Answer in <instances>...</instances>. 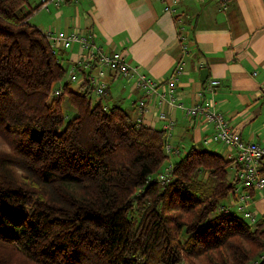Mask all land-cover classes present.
Segmentation results:
<instances>
[{
    "label": "trees",
    "instance_id": "1",
    "mask_svg": "<svg viewBox=\"0 0 264 264\" xmlns=\"http://www.w3.org/2000/svg\"><path fill=\"white\" fill-rule=\"evenodd\" d=\"M38 9L0 0V264H264V212H217L235 160L193 145L153 179L165 131L95 100L87 66L72 81Z\"/></svg>",
    "mask_w": 264,
    "mask_h": 264
},
{
    "label": "crops",
    "instance_id": "2",
    "mask_svg": "<svg viewBox=\"0 0 264 264\" xmlns=\"http://www.w3.org/2000/svg\"><path fill=\"white\" fill-rule=\"evenodd\" d=\"M45 11L53 15L51 30L89 31L100 51H120L153 81L167 80L181 63L173 101L168 94L161 100L160 88L145 96L134 79L110 74L99 97L104 106L118 102L133 120L165 131L170 160L193 145L234 160L227 146L208 140L212 126L191 119L184 109L203 98L212 99L242 140L264 147V0H226L225 7L219 0H69ZM184 34L186 49L179 39ZM64 52L69 68L78 62L90 69L77 45ZM202 69L207 71L203 81ZM212 80L217 84L209 93ZM144 98L147 109L142 112L137 103ZM230 175H236V168ZM236 188L248 195L249 209L256 215L264 212L260 192Z\"/></svg>",
    "mask_w": 264,
    "mask_h": 264
},
{
    "label": "built area",
    "instance_id": "3",
    "mask_svg": "<svg viewBox=\"0 0 264 264\" xmlns=\"http://www.w3.org/2000/svg\"><path fill=\"white\" fill-rule=\"evenodd\" d=\"M68 1L69 0H41L39 8L41 10H49L52 6L60 8ZM225 1L226 0H219L221 7H225ZM45 34L48 35L51 46L56 50L67 49L74 44L78 46L80 53H83L80 58H82L83 61L86 60L84 63L88 64L90 69H93L91 79L94 85L93 92L95 100H99L103 92L104 84L106 83V77L109 74L122 77L129 76L134 79L140 89L143 90L145 96L157 93V88H160L161 100H163V96L167 94L170 96L171 101L176 97V81L182 70L181 63L173 69L167 80L163 82L153 81L141 74L135 66H131L125 61L120 51H111L110 53L100 51L94 44L93 33L89 31L80 29H74L72 31L54 29L45 31ZM179 39L183 49H186V44L184 43L185 34L179 36ZM74 64H78V62ZM69 78L72 81L78 79L72 67L70 68ZM216 84V80L210 81L206 90L210 93L213 89L212 87ZM53 92L58 96L61 93V89L57 88ZM146 100L147 98L138 100L137 107L142 109V112H145L147 109ZM176 105L184 108L181 103H177ZM184 109L191 119H198L203 122V124L206 123L212 126L211 136L208 140L214 143H221L231 150V154L238 165V168H236V176L242 183V187L264 192V173H262L264 166V147H261L258 143L253 141L242 140L240 135L231 128L223 113L215 107L211 98L207 100L203 98L197 104ZM160 116L163 118V114ZM134 121L138 122L139 120L136 119ZM234 192L235 194L238 193L236 187ZM237 197V207L238 210L242 212V217L249 223H253L256 215L253 211L248 210V195L238 193Z\"/></svg>",
    "mask_w": 264,
    "mask_h": 264
},
{
    "label": "rangeland",
    "instance_id": "4",
    "mask_svg": "<svg viewBox=\"0 0 264 264\" xmlns=\"http://www.w3.org/2000/svg\"><path fill=\"white\" fill-rule=\"evenodd\" d=\"M41 2V0H29V6L30 7H35L36 5H38L39 3ZM51 9V7H50ZM51 12V11H50ZM48 11H45V10H41L40 8L33 12V15L31 16L30 18V23L35 25L36 27L38 26H41V29H47L49 28L48 30H51L53 29V27H50L52 24V13H50ZM55 26V25H54ZM39 28V27H38ZM58 28V27H57ZM40 29V30H41ZM42 31V30H41ZM43 33H45V31H42ZM128 105V102H123V106H127ZM140 107V106H139ZM65 108L67 109V105H65ZM139 111H141L142 109L138 108ZM1 144V143H0ZM3 150L5 148V146L3 144H1ZM6 150V149H5ZM164 151L166 154H169L168 152L170 151V149L164 147ZM170 158L165 162L166 164H164V166L162 167V169L157 173L159 174L158 176L155 175L153 177V179H157V181H160V184H163V178L164 179H168L167 177V174H168V169L166 168V165H170ZM230 177V176H229ZM242 183L239 181L238 183H236V186H240ZM261 195H263V198L264 199V192H260ZM237 198L238 197H234L232 200H230V197L229 198H226L225 201H222L221 202V205L219 206L218 211H232L234 212L235 214L239 215L242 217V212H240L238 210V207H237ZM247 209V207H246ZM248 210L252 211L251 209H249V206H248ZM254 213V212H253ZM256 215V213H255ZM258 215H261V214H257L255 216V220L257 218ZM255 222V221H254ZM253 222V223H254ZM253 260L251 261V264H252ZM250 263V262H249ZM182 264V263H180Z\"/></svg>",
    "mask_w": 264,
    "mask_h": 264
},
{
    "label": "water",
    "instance_id": "5",
    "mask_svg": "<svg viewBox=\"0 0 264 264\" xmlns=\"http://www.w3.org/2000/svg\"><path fill=\"white\" fill-rule=\"evenodd\" d=\"M206 70H204V69H202L201 71H200V80H204L205 79V77H206Z\"/></svg>",
    "mask_w": 264,
    "mask_h": 264
}]
</instances>
